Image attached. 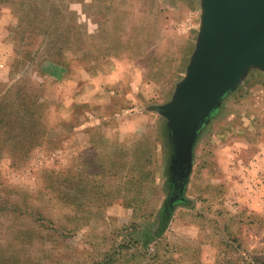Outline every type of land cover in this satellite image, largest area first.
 <instances>
[{"label": "rangeland", "instance_id": "rangeland-1", "mask_svg": "<svg viewBox=\"0 0 264 264\" xmlns=\"http://www.w3.org/2000/svg\"><path fill=\"white\" fill-rule=\"evenodd\" d=\"M202 8L0 0V94L40 104L0 145V264H264V71L249 67L202 124L182 191L173 172L159 109Z\"/></svg>", "mask_w": 264, "mask_h": 264}, {"label": "water", "instance_id": "water-1", "mask_svg": "<svg viewBox=\"0 0 264 264\" xmlns=\"http://www.w3.org/2000/svg\"><path fill=\"white\" fill-rule=\"evenodd\" d=\"M249 67L264 71V0H203L197 50L172 102L159 109L172 130L181 191L200 127Z\"/></svg>", "mask_w": 264, "mask_h": 264}, {"label": "trees", "instance_id": "trees-1", "mask_svg": "<svg viewBox=\"0 0 264 264\" xmlns=\"http://www.w3.org/2000/svg\"><path fill=\"white\" fill-rule=\"evenodd\" d=\"M49 49H52L50 53H47L46 58L52 62H56L54 54L63 53V50L57 48L53 44L48 45ZM64 58L62 54L61 59ZM57 63V62H56ZM22 94L18 90L14 92L8 90L0 94V131H2L3 137L0 135V145L2 142L10 141L11 146L16 145L20 139L19 133H15L19 127H27L37 119V113L35 110L39 107V102H29L24 97L22 101ZM28 128V127H27ZM28 142L35 139V132L28 129ZM173 154V153H172Z\"/></svg>", "mask_w": 264, "mask_h": 264}, {"label": "crops", "instance_id": "crops-1", "mask_svg": "<svg viewBox=\"0 0 264 264\" xmlns=\"http://www.w3.org/2000/svg\"><path fill=\"white\" fill-rule=\"evenodd\" d=\"M107 61V60H106ZM109 64V61L105 63V65H108Z\"/></svg>", "mask_w": 264, "mask_h": 264}]
</instances>
